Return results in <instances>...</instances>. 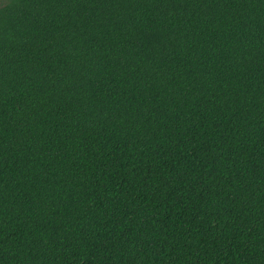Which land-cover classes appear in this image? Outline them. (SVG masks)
<instances>
[{
    "label": "trees",
    "instance_id": "16d2710c",
    "mask_svg": "<svg viewBox=\"0 0 264 264\" xmlns=\"http://www.w3.org/2000/svg\"><path fill=\"white\" fill-rule=\"evenodd\" d=\"M0 264H264V0H0Z\"/></svg>",
    "mask_w": 264,
    "mask_h": 264
}]
</instances>
